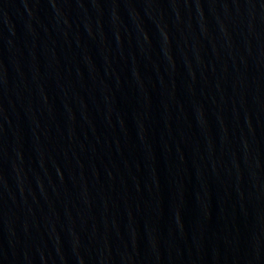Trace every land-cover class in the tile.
Listing matches in <instances>:
<instances>
[{
	"label": "water",
	"instance_id": "95a60500",
	"mask_svg": "<svg viewBox=\"0 0 264 264\" xmlns=\"http://www.w3.org/2000/svg\"><path fill=\"white\" fill-rule=\"evenodd\" d=\"M0 264H264V0H0Z\"/></svg>",
	"mask_w": 264,
	"mask_h": 264
}]
</instances>
